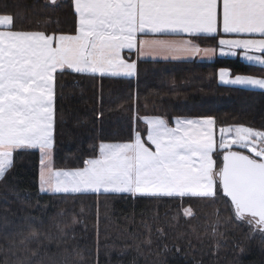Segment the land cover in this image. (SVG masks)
<instances>
[{
	"label": "snow or ice",
	"instance_id": "6c2138e0",
	"mask_svg": "<svg viewBox=\"0 0 264 264\" xmlns=\"http://www.w3.org/2000/svg\"><path fill=\"white\" fill-rule=\"evenodd\" d=\"M71 5V32L17 30L12 15H0V180L13 168L15 152L36 150L42 192L178 199L219 194L236 219L264 233V127L217 128L212 116L176 117L170 126L161 115H136L146 125L144 133L135 131L126 142H101L98 154L94 148L81 167L56 168L52 152L58 76L133 77L137 63L125 50L138 58L175 60L236 56L239 49L242 58L264 69V0H71ZM169 34L214 35L218 45L201 48L194 39L163 38ZM229 75L219 72L227 84L264 90V75L226 80ZM183 214L192 215L191 209Z\"/></svg>",
	"mask_w": 264,
	"mask_h": 264
},
{
	"label": "trees",
	"instance_id": "16d2710c",
	"mask_svg": "<svg viewBox=\"0 0 264 264\" xmlns=\"http://www.w3.org/2000/svg\"><path fill=\"white\" fill-rule=\"evenodd\" d=\"M0 14L12 15L17 30L71 32L75 26L71 0H0ZM221 69L264 75L240 58L218 57L137 59L133 77L58 76L54 166L80 167L94 148L98 154L101 142L144 133L136 115H161L169 124L176 117L212 116L217 128L264 127V90L227 84ZM39 171L40 153L18 150L0 180V264H264V233L236 219L219 194L178 199L42 192ZM188 208L192 215L186 216Z\"/></svg>",
	"mask_w": 264,
	"mask_h": 264
},
{
	"label": "crops",
	"instance_id": "0c3cea01",
	"mask_svg": "<svg viewBox=\"0 0 264 264\" xmlns=\"http://www.w3.org/2000/svg\"><path fill=\"white\" fill-rule=\"evenodd\" d=\"M0 15H2V14H0ZM206 37L213 38V40H215V42L214 43H211V42L210 43H201L199 41V39H203L204 40ZM145 38L146 39H152V38H155V37L149 36V37H145ZM163 38H167V39H177V40L178 39H194L195 40V43L199 44V46L201 48H208V47L215 48L218 45V39L214 35L200 36V37L192 38V37H189L187 34H169L168 36L163 37ZM222 38H224V39H234V38H237V37H234V36H231V35H224ZM236 51H237V55L236 56H231V55L221 56V55H219L217 53L212 58H207V57H203L202 54H201V55H197V56L191 57V58H189L187 56H182V57H180L178 59H175V60H180V59H188V60L189 59H200V60H204V61H212V60H215L218 57H234V58H240V59L248 62L247 60H245L244 58H242V56L240 55L241 50L237 49ZM249 54H251V55H257L258 53H249ZM124 55L126 57H130V59L136 61V63H137V59H162L160 57H142V58H138L136 56V54H135L134 51L132 53H128L127 50H125ZM166 60H173V59H166ZM229 72H230V75H229L230 79L231 78H234L235 75L232 74V72L230 70H229ZM237 75H244V74H237ZM153 116H157V115H153ZM181 118H183V117H181ZM189 118H199V117H189ZM174 122H175V119L173 120V124H170V126H174Z\"/></svg>",
	"mask_w": 264,
	"mask_h": 264
},
{
	"label": "rangeland",
	"instance_id": "374dc122",
	"mask_svg": "<svg viewBox=\"0 0 264 264\" xmlns=\"http://www.w3.org/2000/svg\"><path fill=\"white\" fill-rule=\"evenodd\" d=\"M163 59V58H162ZM163 60H166V59H163ZM226 70H228V69H226ZM225 79L227 80V79H230V77L229 76H226L225 77ZM106 143H117V142H106ZM81 167V166H80ZM77 168V167H76ZM61 169H73V168H61ZM45 192H47V191H45Z\"/></svg>",
	"mask_w": 264,
	"mask_h": 264
},
{
	"label": "water",
	"instance_id": "95a60500",
	"mask_svg": "<svg viewBox=\"0 0 264 264\" xmlns=\"http://www.w3.org/2000/svg\"><path fill=\"white\" fill-rule=\"evenodd\" d=\"M233 150H234V149H233ZM245 154H248V153L245 152Z\"/></svg>",
	"mask_w": 264,
	"mask_h": 264
}]
</instances>
